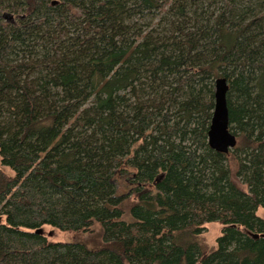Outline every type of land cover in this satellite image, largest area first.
Listing matches in <instances>:
<instances>
[{"label": "trees", "instance_id": "trees-1", "mask_svg": "<svg viewBox=\"0 0 264 264\" xmlns=\"http://www.w3.org/2000/svg\"><path fill=\"white\" fill-rule=\"evenodd\" d=\"M259 208L264 0H0V264H264Z\"/></svg>", "mask_w": 264, "mask_h": 264}, {"label": "water", "instance_id": "water-1", "mask_svg": "<svg viewBox=\"0 0 264 264\" xmlns=\"http://www.w3.org/2000/svg\"><path fill=\"white\" fill-rule=\"evenodd\" d=\"M6 20H11L12 15L3 14ZM228 83L225 77H217L214 81V107L207 131L209 147L220 153H228L237 142L236 136L229 129V115L226 101ZM40 232V228L37 229Z\"/></svg>", "mask_w": 264, "mask_h": 264}, {"label": "rangeland", "instance_id": "rangeland-1", "mask_svg": "<svg viewBox=\"0 0 264 264\" xmlns=\"http://www.w3.org/2000/svg\"><path fill=\"white\" fill-rule=\"evenodd\" d=\"M214 89V87H213ZM7 170V169H6ZM119 186L118 193H129V187H127V182H125V177L118 178ZM237 184L246 189L245 185L242 184L239 180H236ZM125 209V217H128L127 214V205H124ZM256 214L264 220V209L259 208ZM223 226L218 222H208L204 224V230L199 236V242L205 251H210L215 247V240L220 235ZM42 234L51 241L54 242H85L87 244H93L98 238L97 232L98 227H95V232L93 233H82V232H69V231H61L57 228H54L49 225H43L41 227Z\"/></svg>", "mask_w": 264, "mask_h": 264}]
</instances>
